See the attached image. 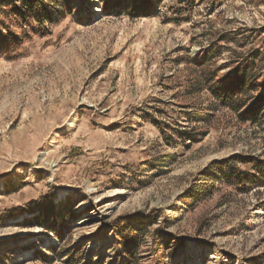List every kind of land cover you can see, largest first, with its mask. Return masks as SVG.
Returning a JSON list of instances; mask_svg holds the SVG:
<instances>
[{
	"label": "rangeland",
	"instance_id": "1",
	"mask_svg": "<svg viewBox=\"0 0 264 264\" xmlns=\"http://www.w3.org/2000/svg\"><path fill=\"white\" fill-rule=\"evenodd\" d=\"M10 1L0 264H264V185L207 176L264 163V110L241 117L204 76L264 46V0Z\"/></svg>",
	"mask_w": 264,
	"mask_h": 264
},
{
	"label": "trees",
	"instance_id": "2",
	"mask_svg": "<svg viewBox=\"0 0 264 264\" xmlns=\"http://www.w3.org/2000/svg\"><path fill=\"white\" fill-rule=\"evenodd\" d=\"M4 6H14L13 11L17 14L23 11L20 7H16L15 3H12L10 0H0V13H5L7 17H9V15H7L9 11L5 9ZM30 13L28 9L25 16H28ZM53 22L54 21H52V23ZM4 34V31H0V36H4ZM227 36L228 35H223L219 40H228L229 38ZM0 42L6 49L14 48V46H16L14 43H17L16 40L10 41L5 39V37H0ZM263 51V45L246 56L238 55L234 51L232 53L233 62L234 64H238L235 66L233 78L226 81H215L216 73L208 69L204 70L206 82L214 97H216L224 107H228L232 111L239 113L241 117L247 118V120L252 122L257 119L254 116L264 110V90L257 87V83L254 81L255 76H253L257 71L258 65H264ZM207 60H210V58ZM206 64H208V61H206ZM248 115L249 117H247ZM180 130L179 133L182 138L186 140L196 138L193 134L186 136L188 131L184 129ZM197 141H199V139L193 140V142ZM239 163H241L242 166L245 165V167L243 166V170L238 168ZM207 172V176H215L217 180H224L228 186L236 187L239 190L254 184L264 185V163L260 162V160L252 159L240 162L233 157L214 163L207 169ZM192 188L193 191L190 192L198 193L195 197L197 199L211 193V187L206 185H193ZM127 227L129 228V226ZM123 231L121 234H124ZM125 231L127 230L125 229Z\"/></svg>",
	"mask_w": 264,
	"mask_h": 264
}]
</instances>
